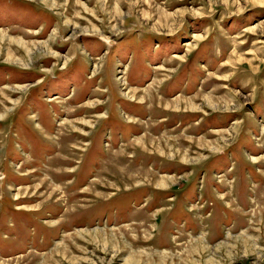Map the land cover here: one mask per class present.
I'll use <instances>...</instances> for the list:
<instances>
[{"label": "rangeland", "instance_id": "rangeland-1", "mask_svg": "<svg viewBox=\"0 0 264 264\" xmlns=\"http://www.w3.org/2000/svg\"><path fill=\"white\" fill-rule=\"evenodd\" d=\"M0 264H264V0H0Z\"/></svg>", "mask_w": 264, "mask_h": 264}, {"label": "crops", "instance_id": "crops-1", "mask_svg": "<svg viewBox=\"0 0 264 264\" xmlns=\"http://www.w3.org/2000/svg\"><path fill=\"white\" fill-rule=\"evenodd\" d=\"M172 47H174V46H173V43H170V44L168 45V47L164 48V50H163V51L168 53V52H169V50H171V49H172Z\"/></svg>", "mask_w": 264, "mask_h": 264}, {"label": "flooded vegetation", "instance_id": "flooded-vegetation-1", "mask_svg": "<svg viewBox=\"0 0 264 264\" xmlns=\"http://www.w3.org/2000/svg\"><path fill=\"white\" fill-rule=\"evenodd\" d=\"M14 76V75H13ZM2 81V80H1Z\"/></svg>", "mask_w": 264, "mask_h": 264}]
</instances>
